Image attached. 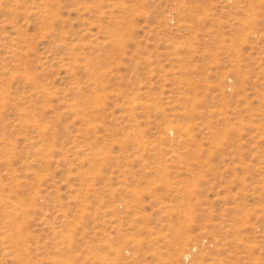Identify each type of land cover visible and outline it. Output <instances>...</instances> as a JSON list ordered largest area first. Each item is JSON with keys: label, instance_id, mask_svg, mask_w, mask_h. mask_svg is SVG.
Segmentation results:
<instances>
[{"label": "rangeland", "instance_id": "374dc122", "mask_svg": "<svg viewBox=\"0 0 264 264\" xmlns=\"http://www.w3.org/2000/svg\"><path fill=\"white\" fill-rule=\"evenodd\" d=\"M0 264H264V0H0Z\"/></svg>", "mask_w": 264, "mask_h": 264}, {"label": "bare ground", "instance_id": "6f19581e", "mask_svg": "<svg viewBox=\"0 0 264 264\" xmlns=\"http://www.w3.org/2000/svg\"><path fill=\"white\" fill-rule=\"evenodd\" d=\"M171 130V129H170Z\"/></svg>", "mask_w": 264, "mask_h": 264}]
</instances>
